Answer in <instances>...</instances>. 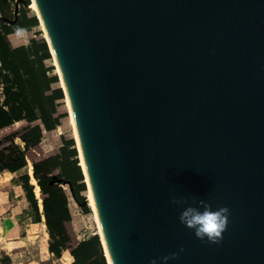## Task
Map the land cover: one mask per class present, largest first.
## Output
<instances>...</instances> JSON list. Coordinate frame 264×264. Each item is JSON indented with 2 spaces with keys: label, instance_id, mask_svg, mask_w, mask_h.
Returning a JSON list of instances; mask_svg holds the SVG:
<instances>
[{
  "label": "water",
  "instance_id": "95a60500",
  "mask_svg": "<svg viewBox=\"0 0 264 264\" xmlns=\"http://www.w3.org/2000/svg\"><path fill=\"white\" fill-rule=\"evenodd\" d=\"M33 2L110 264H264V0ZM172 195L229 209L218 242Z\"/></svg>",
  "mask_w": 264,
  "mask_h": 264
},
{
  "label": "trees",
  "instance_id": "16d2710c",
  "mask_svg": "<svg viewBox=\"0 0 264 264\" xmlns=\"http://www.w3.org/2000/svg\"><path fill=\"white\" fill-rule=\"evenodd\" d=\"M13 1L0 0V130L19 121H25L26 125L21 131L12 133L7 143L1 144L0 171H19L31 160L32 176L39 187L50 238L49 251L58 258L63 250H68L71 264H106L97 234L74 243L68 231L71 215L64 184L69 187L81 210L89 211L81 194L86 184L74 140L63 139L57 153L36 159L42 152L43 131L55 129L63 117L58 111L57 101L64 94L60 86H52L58 82V76L46 63L51 53L44 39L31 37L27 44L18 46L9 42V34L29 32L39 24L35 12H27L30 0H16L18 9L14 13ZM18 179L26 199L37 210L34 186L30 184L29 176L23 173Z\"/></svg>",
  "mask_w": 264,
  "mask_h": 264
},
{
  "label": "crops",
  "instance_id": "0c3cea01",
  "mask_svg": "<svg viewBox=\"0 0 264 264\" xmlns=\"http://www.w3.org/2000/svg\"><path fill=\"white\" fill-rule=\"evenodd\" d=\"M21 32L7 36L12 46L26 44L20 36ZM30 166L28 163L26 172H23L24 168L16 172L5 169L0 171V249L13 264H62V258L70 254L68 250H63L57 258L48 249L50 238L42 210L40 191L36 196L33 188L37 201V210H34L26 199L18 179L21 174L26 173L30 184L35 185L36 181L29 171ZM71 259L70 256V264Z\"/></svg>",
  "mask_w": 264,
  "mask_h": 264
},
{
  "label": "rangeland",
  "instance_id": "374dc122",
  "mask_svg": "<svg viewBox=\"0 0 264 264\" xmlns=\"http://www.w3.org/2000/svg\"><path fill=\"white\" fill-rule=\"evenodd\" d=\"M31 1L32 0H30L29 5L26 6L27 12L29 14H34V12L31 10L32 7L30 6ZM33 10H35V9H33ZM20 36L23 38V40L26 44L28 43V40L31 37H34L35 39H44L45 40V35L43 32L41 22H39V24L29 32L22 31ZM46 63H47V65L53 67L52 73L57 74L56 70H55V66H54V64H52L51 56L48 60H46ZM52 86L53 87H59L60 86L59 80L57 83L53 84ZM0 92H1V90H0ZM57 103H58V111L60 114H63V117L60 119V123L55 129H53L51 131H43V136H42L41 143H40V147H41L42 152L36 156L37 157L36 159L57 153L58 148L62 145L63 139H69V138L73 139L74 138L72 125L69 121L68 108H67V104L65 102V97H63L62 99H59L57 101ZM25 125H26L25 121H19V122L13 123L10 126L2 128L0 130V146L2 143H7V138L12 133L21 131V129ZM73 140H74V145L76 147L75 139H73ZM15 142L18 144H21L18 139H15ZM77 157H78V160L80 163V159L78 156V150H77ZM28 163L32 166L31 160L27 161V166H28ZM80 165H81V163H80ZM27 166L24 167L23 172L27 171V169H28ZM63 189H64V191L68 197L67 202H68V206H69V212L71 215V220L68 224V231H69V234H70L72 241L75 243V242H78L82 239L87 238V236H90L92 234H97L98 233L97 223H96L95 217L93 215L92 208L89 205L87 187L84 191L81 192V194L85 197V201L89 207L88 212H83L81 210L80 206L73 200L71 193H70V190H69V187L67 185L64 184ZM0 246H1V243H0ZM63 258H65V257H63ZM63 258H62V264H70V256L67 255V257H66L67 259L66 258L63 259ZM0 264H13L12 260H10L9 258H6V255H4V253L1 249H0Z\"/></svg>",
  "mask_w": 264,
  "mask_h": 264
},
{
  "label": "clouds",
  "instance_id": "9594fccd",
  "mask_svg": "<svg viewBox=\"0 0 264 264\" xmlns=\"http://www.w3.org/2000/svg\"><path fill=\"white\" fill-rule=\"evenodd\" d=\"M191 200L194 203H188V199L184 196L172 195L170 197V202L180 209L177 217L179 223L190 229L193 235L200 240L218 242L226 229L229 209L226 206L213 208L206 200L196 197H191ZM180 251H183V248ZM175 256L176 253H171V257ZM169 258L168 255L159 257L160 264H166ZM149 264H158V260L153 258Z\"/></svg>",
  "mask_w": 264,
  "mask_h": 264
},
{
  "label": "bare ground",
  "instance_id": "6f19581e",
  "mask_svg": "<svg viewBox=\"0 0 264 264\" xmlns=\"http://www.w3.org/2000/svg\"><path fill=\"white\" fill-rule=\"evenodd\" d=\"M30 6L32 7L31 10L35 9V10H33V11L35 12V14H37L36 6H35L33 0L31 1V5H30ZM41 25H42V24H41ZM42 28H43V32H44V35H45V31H44V27H43V25H42ZM45 38H46V36H45ZM51 57H52V59H53V63H54V66H55L56 73L59 74V71H58V68H57V64H56V61H55V59H54L53 54H51ZM58 80H59V84H60V86L62 87L63 84H62L61 78L58 77ZM64 97H65V96H64ZM65 102H66V104H67V108H68V115H69L70 123H71V125H72L73 136H74L75 144H76V147H77V150H78V156H79L80 163H81V166H82V169H83L84 166H83L82 157H81L80 150H79V145H78V140H77L76 130H75V127H74V121H73V118H72V114H71V112H70V110H69V104H68V101H67V98H66V97H65ZM83 170H84V169H83ZM29 171L32 173L31 166H30V170H29ZM30 172H29V173H30ZM34 180H35V179H34ZM34 180H33V181H34ZM34 182H35V181H34ZM86 182H87V180H86ZM34 186H35V187H34V192H35L36 196H38V195H39V187H38V185H37L36 182H35V185H34ZM86 187H87V193H88V199H89L88 201H89V205H90V207L92 208V212H93V215H94L95 220H96V223H97L98 233L100 234V227H99V223H98V219H97L96 211H95V208H94V202H93V198H92L91 190H90V187H89L88 184H87ZM102 243H103V241H102ZM103 252H104V254L106 255V259H107L108 264H110V261H109V258H108V254H107V252H106V249H105L104 244H103Z\"/></svg>",
  "mask_w": 264,
  "mask_h": 264
},
{
  "label": "built area",
  "instance_id": "2783aa9c",
  "mask_svg": "<svg viewBox=\"0 0 264 264\" xmlns=\"http://www.w3.org/2000/svg\"><path fill=\"white\" fill-rule=\"evenodd\" d=\"M13 3H14V10H13V13H14L18 9V2L16 0H14Z\"/></svg>",
  "mask_w": 264,
  "mask_h": 264
}]
</instances>
